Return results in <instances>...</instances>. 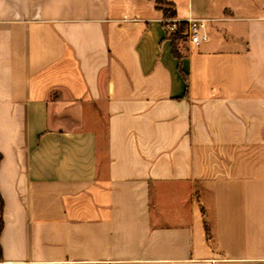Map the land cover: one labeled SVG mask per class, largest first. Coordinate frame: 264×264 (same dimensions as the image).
Here are the masks:
<instances>
[{"label": "crops", "instance_id": "1", "mask_svg": "<svg viewBox=\"0 0 264 264\" xmlns=\"http://www.w3.org/2000/svg\"><path fill=\"white\" fill-rule=\"evenodd\" d=\"M168 1L0 0L1 263L264 264V0Z\"/></svg>", "mask_w": 264, "mask_h": 264}, {"label": "built area", "instance_id": "2", "mask_svg": "<svg viewBox=\"0 0 264 264\" xmlns=\"http://www.w3.org/2000/svg\"><path fill=\"white\" fill-rule=\"evenodd\" d=\"M163 20L164 22L168 23V30L171 34L177 33L179 30V25L184 23L185 34H188L191 42L199 44L207 39V34L205 32L209 20L207 18H188L186 20H180L174 17L164 18Z\"/></svg>", "mask_w": 264, "mask_h": 264}, {"label": "trees", "instance_id": "3", "mask_svg": "<svg viewBox=\"0 0 264 264\" xmlns=\"http://www.w3.org/2000/svg\"><path fill=\"white\" fill-rule=\"evenodd\" d=\"M156 3H157V6L163 10L165 18L176 17V10H175L174 5L171 2H169L168 0H156ZM164 24L166 26L168 35L172 39L174 54L181 61L182 53L180 52V50L178 48V42L180 40H182V38L184 37L183 32L185 30V25H184V23H181L179 25L178 32L171 34L168 30V23L165 22ZM1 158H2V155L0 154V161H1ZM3 208H4V200H3V197L0 193V210L3 211ZM2 229H3V220L0 219V234H1ZM1 255H2V249H1V245H0V258H1ZM0 264H3V263H1V260H0Z\"/></svg>", "mask_w": 264, "mask_h": 264}, {"label": "rangeland", "instance_id": "4", "mask_svg": "<svg viewBox=\"0 0 264 264\" xmlns=\"http://www.w3.org/2000/svg\"><path fill=\"white\" fill-rule=\"evenodd\" d=\"M165 18V17H164ZM164 21V20H163ZM165 23V22H164ZM183 34L185 35V30H184V32H183ZM188 35V34H187ZM181 42H182V40H180L179 42H178V47H180L181 46Z\"/></svg>", "mask_w": 264, "mask_h": 264}]
</instances>
